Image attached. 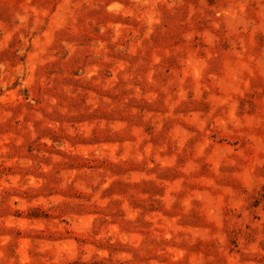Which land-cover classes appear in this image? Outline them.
Segmentation results:
<instances>
[{"label": "rangeland", "instance_id": "374dc122", "mask_svg": "<svg viewBox=\"0 0 264 264\" xmlns=\"http://www.w3.org/2000/svg\"><path fill=\"white\" fill-rule=\"evenodd\" d=\"M0 264H264V0H0Z\"/></svg>", "mask_w": 264, "mask_h": 264}]
</instances>
